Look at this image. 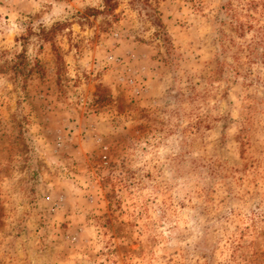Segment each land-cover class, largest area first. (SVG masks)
<instances>
[{
	"label": "rangeland",
	"instance_id": "rangeland-1",
	"mask_svg": "<svg viewBox=\"0 0 264 264\" xmlns=\"http://www.w3.org/2000/svg\"><path fill=\"white\" fill-rule=\"evenodd\" d=\"M0 264H264V0H0Z\"/></svg>",
	"mask_w": 264,
	"mask_h": 264
},
{
	"label": "trees",
	"instance_id": "trees-1",
	"mask_svg": "<svg viewBox=\"0 0 264 264\" xmlns=\"http://www.w3.org/2000/svg\"><path fill=\"white\" fill-rule=\"evenodd\" d=\"M104 3L106 10H111L112 0H104ZM26 66H27L26 58L22 54H19L14 61L6 62L4 65H2L0 67V73L17 76L24 73Z\"/></svg>",
	"mask_w": 264,
	"mask_h": 264
}]
</instances>
